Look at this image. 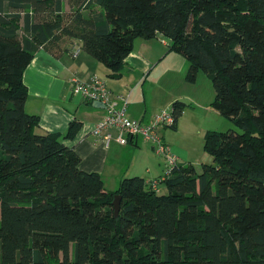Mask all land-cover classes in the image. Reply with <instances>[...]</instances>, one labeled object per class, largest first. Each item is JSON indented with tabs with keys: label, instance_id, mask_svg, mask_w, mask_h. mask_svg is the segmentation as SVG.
Masks as SVG:
<instances>
[{
	"label": "trees",
	"instance_id": "16d2710c",
	"mask_svg": "<svg viewBox=\"0 0 264 264\" xmlns=\"http://www.w3.org/2000/svg\"><path fill=\"white\" fill-rule=\"evenodd\" d=\"M158 35L240 131H206L214 163L179 164L165 193L140 175L108 191L63 142L80 120L38 130L23 75L41 48H80L120 77L135 40ZM189 106L171 104V128ZM0 264H264V0H0Z\"/></svg>",
	"mask_w": 264,
	"mask_h": 264
},
{
	"label": "crops",
	"instance_id": "0c3cea01",
	"mask_svg": "<svg viewBox=\"0 0 264 264\" xmlns=\"http://www.w3.org/2000/svg\"><path fill=\"white\" fill-rule=\"evenodd\" d=\"M138 39V38H137ZM156 40H161L164 45L155 47L152 39H142V51L134 53V50L125 59V65L129 63L131 72H150L152 68L161 63L165 58L173 54L166 48L168 40L162 35H158ZM135 44V42H134ZM66 46V43L64 44ZM166 45V47H165ZM64 46V47H65ZM134 49V48H133ZM178 58V57H177ZM187 61V59H186ZM188 63V61H187ZM186 63V64H187ZM188 65L184 68L187 71ZM112 71L103 63L99 62L86 52H81L74 57L71 52L63 51L58 56L51 54L41 48L31 63L26 68L23 80L28 89V97L25 109L31 114L39 115L40 126L38 130L65 133L68 125L74 119L82 122V128L75 139H63V142L72 147L80 156V167L87 172L99 173L108 191L116 190L122 178L126 176L140 175L147 180L158 178L165 173V160L157 154L154 145L143 140L141 137H134L127 144H121L116 140L117 131L107 129L100 134L95 133L96 125L102 121L106 115V109L102 105H95V101H87L72 93L73 80L90 81L94 75H107L111 82H107L109 89L114 93H125L132 96V90L126 82H123V73L120 77H111ZM197 80V79H196ZM196 80L189 82L186 78L181 84L182 78L178 81L181 88L193 84L187 91H198ZM168 88V87H167ZM175 96L172 100H167L152 110L137 109V102L127 108L128 116L141 121H149L151 117L164 106H171L176 100H188L198 103L199 106L208 112H213L209 100L198 101L189 92ZM168 92L173 89L168 88ZM195 105V104H194ZM192 106L186 107V113ZM215 111V110H214ZM179 118L178 132L184 126L182 118ZM196 124L192 123V129H196ZM207 128L199 130L205 132ZM107 133H112V139L105 143L103 137ZM165 137V136H164ZM163 137V138H164ZM174 152L178 156V162L182 165L189 163L196 167L197 159L187 150L179 149L175 146ZM197 169V168H196ZM198 170V169H197Z\"/></svg>",
	"mask_w": 264,
	"mask_h": 264
},
{
	"label": "rangeland",
	"instance_id": "374dc122",
	"mask_svg": "<svg viewBox=\"0 0 264 264\" xmlns=\"http://www.w3.org/2000/svg\"><path fill=\"white\" fill-rule=\"evenodd\" d=\"M66 8L67 12H72V8L69 4H67ZM141 41L142 38L135 40L133 49L134 53H139L142 51ZM150 41H152L155 47L160 48L164 45L161 40H156L155 38ZM186 59L187 58L183 54L173 52V54H170V56L152 68L149 73L131 72V66L129 63L126 64L121 72L123 73V82H126L129 86V90L133 91L130 99V105L133 104V100H136L138 110H143L146 108L148 110H152L151 107L156 108L163 102L172 100L175 98V96L182 94L181 92L187 91L189 87H194L193 84H186L188 86L181 88V84L186 78L189 68V61L187 60V63ZM187 65V71H184V68ZM102 78L106 82H111V78H109L106 74L103 75ZM181 78V84L178 86V81ZM196 79V87H198V91L196 90L194 92H187H189V94H193L195 97L192 98H195L198 101H207L210 97L211 101L209 102L212 103L215 98V89L212 80L203 70L198 72ZM167 87L169 89H173V92H168ZM183 101L193 107L188 109L186 113L184 112V117L182 116V122L184 123V126H182V129L179 132L178 128L175 129L167 127L161 130V135L163 137L165 136L164 140L167 142V144L171 145L174 152H176L175 146H177L179 149L189 151L192 156L197 159L196 168L198 171H201L202 164L214 163L213 157L205 151V132L208 130L227 131L230 129L240 131V128L214 108L213 109L215 111L213 110V112H208L199 106L198 103H194V105L187 99H184ZM163 108H169V106L166 105ZM159 111L154 114H158ZM129 114L130 113H128V115ZM193 122L196 124V129H192ZM204 128H207L205 132H199V130ZM158 192L161 194L165 193L166 186L164 184H160Z\"/></svg>",
	"mask_w": 264,
	"mask_h": 264
},
{
	"label": "built area",
	"instance_id": "2783aa9c",
	"mask_svg": "<svg viewBox=\"0 0 264 264\" xmlns=\"http://www.w3.org/2000/svg\"><path fill=\"white\" fill-rule=\"evenodd\" d=\"M81 52L78 48L74 52L76 57ZM72 93L87 101H101L105 104L106 115L95 128V133L100 134L111 128L117 131L116 140L121 144H127L134 137L154 145V148L165 160V173L161 179L147 180L154 190L159 191V185L163 177L168 176L171 171L179 165L178 156L174 153L171 145L167 144L161 135V130L173 127L176 118L171 106L163 108L158 114H154L148 122L132 119L128 116L127 108L130 95L112 92L107 82L99 75H94L90 81L73 80ZM112 139V133L104 135L103 140L108 143Z\"/></svg>",
	"mask_w": 264,
	"mask_h": 264
},
{
	"label": "water",
	"instance_id": "95a60500",
	"mask_svg": "<svg viewBox=\"0 0 264 264\" xmlns=\"http://www.w3.org/2000/svg\"><path fill=\"white\" fill-rule=\"evenodd\" d=\"M95 105H102L103 107H105V104H103L101 101H95ZM121 195H116L114 200H113V206H114V209H115V215L117 216L119 214V211H120V204H121Z\"/></svg>",
	"mask_w": 264,
	"mask_h": 264
}]
</instances>
